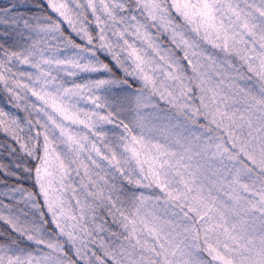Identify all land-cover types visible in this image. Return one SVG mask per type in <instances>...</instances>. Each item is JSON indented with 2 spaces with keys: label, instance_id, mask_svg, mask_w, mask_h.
Masks as SVG:
<instances>
[{
  "label": "snow or ice",
  "instance_id": "obj_1",
  "mask_svg": "<svg viewBox=\"0 0 264 264\" xmlns=\"http://www.w3.org/2000/svg\"><path fill=\"white\" fill-rule=\"evenodd\" d=\"M0 264H264V0H0Z\"/></svg>",
  "mask_w": 264,
  "mask_h": 264
}]
</instances>
